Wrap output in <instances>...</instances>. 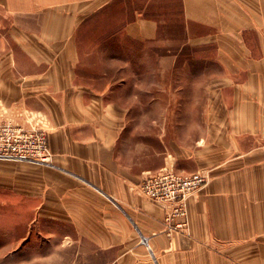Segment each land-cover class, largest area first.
Segmentation results:
<instances>
[{
	"label": "crops",
	"instance_id": "1",
	"mask_svg": "<svg viewBox=\"0 0 264 264\" xmlns=\"http://www.w3.org/2000/svg\"><path fill=\"white\" fill-rule=\"evenodd\" d=\"M153 1L120 30L155 41L159 21L144 14ZM179 2L184 44L206 50L204 113L184 123L183 139L163 131L160 147L138 148L123 137L128 107L107 98L118 77L86 71L78 39L121 0H0V118L32 115L51 152L49 163H15L0 175L26 199L13 202L15 219L25 206L31 222L61 232L56 264H264V0ZM171 161L209 174L189 199L188 233H166L164 209L136 189Z\"/></svg>",
	"mask_w": 264,
	"mask_h": 264
},
{
	"label": "rangeland",
	"instance_id": "2",
	"mask_svg": "<svg viewBox=\"0 0 264 264\" xmlns=\"http://www.w3.org/2000/svg\"><path fill=\"white\" fill-rule=\"evenodd\" d=\"M144 4L145 0H121V3L105 11V21H99V17L78 34V39L83 40L82 51L88 54L83 64L85 70H88L87 67L93 70L105 68L112 77H118V80L113 81L117 87L107 98L128 107L123 137L139 145L138 148H141L142 140L154 141L156 147H160L157 135L163 131L166 132L167 141L183 139L190 129L184 123L191 118L200 119L206 105V74L199 70L204 63L206 50H196L184 44L187 32L183 31L185 20L179 0H154L146 9L148 14L156 15L159 21V33L155 41L131 38L120 30L123 25L115 35L109 34L110 38L101 39L108 36L110 26L115 23L118 25L124 19H132L134 9H141ZM94 42H99V45L92 50L89 44ZM207 53H211V50ZM164 57H168L165 64L162 61ZM173 57L176 60L174 66L170 62ZM102 59L106 60L103 65L98 63ZM158 65L163 67L162 71H159ZM120 79H127L126 83H118ZM6 119L0 118V123ZM151 161L158 163V158H151ZM24 162L44 163L0 158V174H3V168L8 169L15 163ZM6 179L4 183L0 175V264L61 262V232L53 231L46 223L31 222L30 215L33 218L34 213L29 209V214L25 215V206L22 207V216L16 213L15 219L13 202L17 200L22 203L26 199L22 195L19 197L13 186L9 185V179Z\"/></svg>",
	"mask_w": 264,
	"mask_h": 264
},
{
	"label": "built area",
	"instance_id": "3",
	"mask_svg": "<svg viewBox=\"0 0 264 264\" xmlns=\"http://www.w3.org/2000/svg\"><path fill=\"white\" fill-rule=\"evenodd\" d=\"M0 158L51 161L48 130L32 115L26 122L12 119L0 123ZM209 182L205 170L187 173L171 161L158 170H149L136 184L146 198L164 209V231L168 234L189 231V199Z\"/></svg>",
	"mask_w": 264,
	"mask_h": 264
},
{
	"label": "trees",
	"instance_id": "4",
	"mask_svg": "<svg viewBox=\"0 0 264 264\" xmlns=\"http://www.w3.org/2000/svg\"><path fill=\"white\" fill-rule=\"evenodd\" d=\"M141 9H143V7L141 8ZM136 10H138L137 8H135L134 9V13H133V16H132V19H134L136 16H135V11ZM106 12H103V13H101V14H99L97 17H95V21L99 18V17H101L100 19H98L99 21H101V22H103V21H105L104 19H105V14ZM146 16H148V13L145 11V13H144ZM132 19H124L122 22H120L119 23V21H120V19H118L117 21H118V25L115 23L114 25H112V26H110L108 29H109V31H108V36L106 37V36H104V37H102L101 39H103V38H110L111 36H113V35H115L116 34V32L120 29V27L123 25H125L126 23H128L130 20H132ZM93 20H94V18H93ZM122 26V27H123ZM121 27V28H122ZM185 28V21H184V26H183V31L185 30L184 29ZM111 36H110V35ZM121 80V82H118V83H126V80L127 79H120ZM114 81H116V80H114Z\"/></svg>",
	"mask_w": 264,
	"mask_h": 264
}]
</instances>
